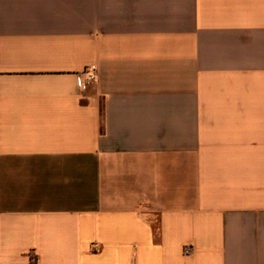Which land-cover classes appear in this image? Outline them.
Returning <instances> with one entry per match:
<instances>
[{
  "label": "crops",
  "instance_id": "crops-1",
  "mask_svg": "<svg viewBox=\"0 0 264 264\" xmlns=\"http://www.w3.org/2000/svg\"><path fill=\"white\" fill-rule=\"evenodd\" d=\"M0 264H264V0H0Z\"/></svg>",
  "mask_w": 264,
  "mask_h": 264
},
{
  "label": "built area",
  "instance_id": "built-area-1",
  "mask_svg": "<svg viewBox=\"0 0 264 264\" xmlns=\"http://www.w3.org/2000/svg\"><path fill=\"white\" fill-rule=\"evenodd\" d=\"M96 70L95 68L92 67H88L85 68L79 75H78V83L81 87L83 88H87L89 85H91L92 83H94L96 81ZM192 251V247L190 246H185L183 248V252L184 254H189Z\"/></svg>",
  "mask_w": 264,
  "mask_h": 264
}]
</instances>
